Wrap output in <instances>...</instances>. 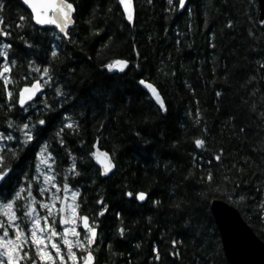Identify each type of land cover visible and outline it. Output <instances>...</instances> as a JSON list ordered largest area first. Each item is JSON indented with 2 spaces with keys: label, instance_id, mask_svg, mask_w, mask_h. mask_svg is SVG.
<instances>
[{
  "label": "trees",
  "instance_id": "1",
  "mask_svg": "<svg viewBox=\"0 0 264 264\" xmlns=\"http://www.w3.org/2000/svg\"><path fill=\"white\" fill-rule=\"evenodd\" d=\"M74 6L75 43L32 21L18 28L19 17L30 15L19 0H5L0 13V28L10 33L0 36V44L11 45L0 65L8 64L11 71L5 75L16 81L8 90L18 96L25 84L47 78L32 65L40 71L50 66L53 76L27 111L13 102L11 112L0 79V134L21 137L8 128V119L44 129L12 161L9 192L28 183L35 192L37 153L47 142L56 185L78 188L77 216H89L90 225L96 220L95 264H229L210 211L213 200L235 207L264 242V25L258 19V1L185 0L180 7L179 0L172 6L167 0H134L132 24L125 21L117 0H74ZM90 18L91 26L85 23ZM95 28L103 31L91 36ZM109 36L113 39L104 50L101 45ZM114 58L130 63L123 71L106 68ZM140 79L157 88L166 111L159 110ZM57 86L64 95L56 96ZM41 101L52 107L44 109ZM65 117L79 130L66 129L61 146L55 133L68 122ZM39 119L46 125H39ZM196 138L205 141L204 147H196ZM96 142L115 164L107 178L88 155ZM1 143L18 147L15 140ZM73 161L80 175L69 172L65 178ZM209 171L215 177L211 188L217 191L209 190ZM128 191L148 195L140 202L126 196ZM6 198L11 196L0 195V201ZM101 198L107 205L102 216L97 215ZM120 227L125 228L123 236Z\"/></svg>",
  "mask_w": 264,
  "mask_h": 264
},
{
  "label": "snow or ice",
  "instance_id": "2",
  "mask_svg": "<svg viewBox=\"0 0 264 264\" xmlns=\"http://www.w3.org/2000/svg\"><path fill=\"white\" fill-rule=\"evenodd\" d=\"M149 3L152 0H148ZM23 3L31 9V13L28 16L21 15L19 20L21 23L17 25L18 28H24L29 24L30 21H35L37 25H53L58 33L62 34L63 38L70 43H75L72 40V30L75 27V20L73 13L76 12V7L73 2L70 0H23ZM119 6L123 8V15L129 23L133 21V0H117ZM169 6L173 5V0H167ZM179 6H185V0H179ZM5 7V0H0V13L3 12ZM112 9L109 8L110 12ZM173 8H168L166 11H172ZM95 12V9L93 10ZM3 17L0 16V24H3ZM93 19L85 21V23L92 25ZM231 22H229L230 24ZM264 23V22H262ZM103 29L95 28L90 32L91 36H98ZM10 33L6 32L3 28H0V36H8ZM23 39V37H21ZM112 37L109 36L108 40L101 45V48L107 50L110 47V42ZM11 45L9 44H0V57H5L7 55V49ZM52 57L57 56V51L53 50L51 52ZM130 61L127 59H112L108 64L104 65L108 69L118 68L123 71ZM12 67L15 65V61L11 62ZM31 64V62H30ZM261 68H264V63L260 64ZM32 70L37 71L40 77H47L42 81L37 79L33 80L30 84H25L19 89L18 96H14L12 91L8 90L7 85L15 84L14 79H10L5 73L11 71V67L8 64L0 65V79L4 81V92L8 98V111L11 112L13 107V102L19 104L22 111H27V106L29 102H32L34 98L37 97V93L46 86L50 85V82L53 79L52 69L50 66L45 65L40 71V69L32 65ZM140 85L145 86L150 92L152 97H154L156 104L159 105L160 111H166V104L164 99H162L160 93L157 91V88L152 84L148 83L144 79H140L138 82ZM56 96H62V92L59 86L55 89ZM217 96H220L221 93L217 92ZM44 109H50V105L47 101H41ZM264 115V113H262ZM197 120L199 123L200 113L196 114ZM68 122L63 123L62 127L55 133V137L58 140L59 144L63 146L66 139V129H71L78 131L79 127L74 120L70 117H65ZM31 120V117H29ZM37 123L41 126L46 125L45 119H39ZM7 126L10 129H14L21 133V137H16L9 132L7 135L0 134V141H17L18 147L13 149L10 147H5L0 143V195L7 197L8 195L11 198H6L4 202H0V264H68L70 261L71 264H94L95 255L92 245L94 244L98 233L96 230V220L92 218L91 225L89 224V216L83 215L79 216V220L83 222L84 229L86 230L83 238L81 239V233L76 231L75 224L77 222L78 209L80 204L76 202V198L80 196L79 189H72L69 186V183H64L63 188L60 189L54 183L56 177L51 175L52 168L49 164L46 169L41 172L40 165H37V172L43 175V185L40 188L41 194L47 191V185H51L53 188H57V191H63L64 193H70V198L68 195L64 197H58L55 194L49 197V202H39L40 208L47 210V215H39L36 212L34 205L37 203L36 198L32 195V183H28L27 187L21 185L13 193H10L8 190V184L12 181V172L13 169L10 167L13 160H16L19 157V153L22 152L26 145L33 142L36 137H39L44 131L43 128L36 129L35 125L30 124L29 122H24L17 124L12 119H8ZM243 131V129H241ZM195 145L197 148H202L205 145V141L200 138L195 139ZM92 148L95 151H90L88 155L92 157L101 167L99 169V174L106 176L111 170L115 167L112 157L109 156L107 151H100L96 143H93ZM221 149V153H222ZM47 153V157L41 159L42 154ZM37 158L40 160V164H45L46 160L51 159L54 163V158L52 157V152L50 151V145L46 142L40 146V152L37 153ZM216 159H221V154L216 155ZM239 171L243 172V169ZM71 173L73 176H79L80 172L77 171V164L73 161L71 167L68 169V172L65 173V178H67L68 173ZM27 175V174H25ZM191 175V173L189 174ZM33 180H36L37 177L33 176ZM207 183L209 185L210 191H217V189H212L211 185L215 183L214 174L209 171L206 174ZM229 183H235L234 180L225 176L223 178ZM27 192V196H23L22 193ZM128 197H135L136 200L145 201L147 198V193L144 191L132 192L128 191L125 193ZM70 199V202H69ZM229 199L231 197L229 196ZM245 199L244 195L239 196V200L243 201ZM60 201V207L57 209L55 207V202ZM25 201L21 206L18 202ZM101 205V210L97 215H104L107 210V205L104 204L103 198L97 201ZM153 204L159 205L161 202L159 200H153ZM262 210H264V200L260 202ZM23 211L22 216H18V211ZM56 213L59 214V224L60 225H71V227H64L62 232L58 231L56 228ZM119 217L120 214L117 213ZM51 218V222L49 220ZM27 221L25 226L18 221ZM43 221V225L41 224ZM10 230L11 233L10 234ZM118 232L121 236L125 233V228L120 227ZM71 237V238H70ZM59 238V242L57 241ZM177 242L173 241L175 245ZM63 247H62V246ZM49 247L51 250H49ZM139 247V245H137ZM75 249H78L82 255L77 254ZM66 250V251H65ZM155 252L156 249H153ZM159 259V257H156Z\"/></svg>",
  "mask_w": 264,
  "mask_h": 264
},
{
  "label": "water",
  "instance_id": "3",
  "mask_svg": "<svg viewBox=\"0 0 264 264\" xmlns=\"http://www.w3.org/2000/svg\"><path fill=\"white\" fill-rule=\"evenodd\" d=\"M257 1H258V10H259L258 19L260 23H262L264 22V0H257ZM19 2L29 13H31V9H29L27 5L23 3V0H19ZM119 7L123 14V8L121 6ZM74 14L75 12L73 13V16ZM134 17H135V7L133 0V20ZM124 19L128 24H132L133 22L132 21L131 23H129L125 17ZM32 23L38 28H46V27L55 28V26L53 25H44V26L37 25L35 24V21H32ZM262 24L264 25V23ZM60 35L62 36V34ZM261 72L264 79V68H261ZM141 86L145 90V92H147L150 95V97H152L151 92L145 86L143 85ZM39 93L40 92L37 93V97ZM35 99L36 98H34V100L32 102H29L28 104L33 103ZM96 144L98 147L97 142ZM93 151H95V149H93ZM100 151H104V150L100 149ZM93 163L99 170L101 166L94 159H93ZM114 170L115 167L106 176L101 175V177L102 178L109 177L114 172ZM210 211L220 235V240L224 255L229 264H264V242L255 234V232L247 224V222L244 220V218L241 216V214L235 207L227 204L222 200H213L210 203ZM82 227L84 228L83 225ZM96 240L92 245V248H94V246L96 245ZM94 264H95V260H94Z\"/></svg>",
  "mask_w": 264,
  "mask_h": 264
},
{
  "label": "rangeland",
  "instance_id": "4",
  "mask_svg": "<svg viewBox=\"0 0 264 264\" xmlns=\"http://www.w3.org/2000/svg\"><path fill=\"white\" fill-rule=\"evenodd\" d=\"M0 143H1V141H0ZM47 157V155L45 156H42L41 157V159H44V158H46ZM49 160V159H48ZM48 160H46V163L45 164H40V161L38 162V164L40 165V168H41V172H43L45 169H46V167L49 165L48 164ZM37 164V165H38ZM52 175V174H51ZM36 177H37V179L35 180V182H36V186H35V192H37V194L39 195V197H42V199L40 198V200H39V202H44V203H48L49 202V197L51 196V195H53V194H55L56 196H58V197H64L65 195H68L69 196V198H70V193H68V194H66V193H64L62 190L61 191H57V188H53V187H51V185H47L46 187H47V191H45L43 194H41V192H40V188L42 187V186H44L43 185V175H41L40 173H38V172H36ZM54 183H55V181H54ZM24 187H26V186H24ZM58 187V186H57ZM59 188V187H58ZM35 192L33 191V189H32V195L34 196L35 195ZM22 195L23 196H27V192H24V193H22ZM0 202H2V201H0ZM21 201H19L18 203H20ZM57 202L59 203L60 201L59 200H57L56 202H55V207L57 208ZM69 202H70V199H69ZM34 207L36 208V212L39 214V212L41 211V212H44L45 214L47 213V210L46 209H43V208H40V206H39V203H36L35 205H34ZM59 208V207H58ZM44 214V215H45ZM47 215V214H46ZM58 223H59V221H58ZM41 224L43 225V221H41ZM75 226V228H76V231L77 232H79V233H81L80 231H79V226H82V221L81 220H79V218H78V216H77V222H76V224L74 225ZM64 227H71V225H63V228ZM85 230L81 233V239L83 238V235L85 234ZM70 264H71V262H70ZM78 264H79V262H78Z\"/></svg>",
  "mask_w": 264,
  "mask_h": 264
},
{
  "label": "flooded vegetation",
  "instance_id": "5",
  "mask_svg": "<svg viewBox=\"0 0 264 264\" xmlns=\"http://www.w3.org/2000/svg\"><path fill=\"white\" fill-rule=\"evenodd\" d=\"M34 197L36 198V201H37V203H39V200H40V198L42 199V197H39V195L37 196V194H35L34 195ZM63 197V196H62ZM61 197V198H62ZM25 203V201H21L19 204L22 206L23 204ZM58 207H60V202L58 203L57 202V209H58ZM17 214H18V216H22L23 215V211L21 210V211H18L17 212ZM45 213L44 212H39V215H44ZM47 214V213H46ZM45 214V215H46ZM49 220H50V222H51V218H49ZM58 221H59V214L58 213H56V228H57V230L58 231H61L62 232V230H63V225H60L59 223H58ZM18 222H21L22 224H24L25 226L27 225V221L26 220H24V221H18ZM85 230V229H84ZM86 231V230H85ZM10 234H12L11 233V230H10ZM71 238V237H70ZM57 241L59 242V238H57ZM62 246V245H61ZM63 247V246H62ZM49 250H51L50 249V247H49ZM66 251V250H65ZM74 251H76L77 252V254H78V252H80L78 249H75L74 248ZM68 264H70V261L68 262ZM79 264H81V262H79Z\"/></svg>",
  "mask_w": 264,
  "mask_h": 264
}]
</instances>
